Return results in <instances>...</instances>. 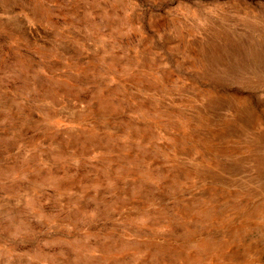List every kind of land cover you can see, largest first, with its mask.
I'll return each instance as SVG.
<instances>
[{
    "label": "rangeland",
    "instance_id": "374dc122",
    "mask_svg": "<svg viewBox=\"0 0 264 264\" xmlns=\"http://www.w3.org/2000/svg\"><path fill=\"white\" fill-rule=\"evenodd\" d=\"M0 264H264V0H0Z\"/></svg>",
    "mask_w": 264,
    "mask_h": 264
}]
</instances>
